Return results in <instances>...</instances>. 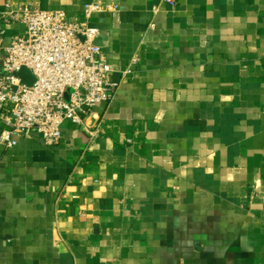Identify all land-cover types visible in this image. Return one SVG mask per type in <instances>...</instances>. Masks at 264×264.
Wrapping results in <instances>:
<instances>
[{"label": "crops", "instance_id": "1", "mask_svg": "<svg viewBox=\"0 0 264 264\" xmlns=\"http://www.w3.org/2000/svg\"><path fill=\"white\" fill-rule=\"evenodd\" d=\"M91 1L0 11L84 22ZM103 1L89 24L117 93L94 137L66 122L55 145H0V264H264V0Z\"/></svg>", "mask_w": 264, "mask_h": 264}, {"label": "built area", "instance_id": "2", "mask_svg": "<svg viewBox=\"0 0 264 264\" xmlns=\"http://www.w3.org/2000/svg\"><path fill=\"white\" fill-rule=\"evenodd\" d=\"M7 6L0 11V119L5 124L0 145L13 147L17 136L34 132L47 145H55L66 122L89 129L91 137L99 134L105 118L96 108L114 99L120 82L108 78L114 66L95 43L101 31L89 19L118 5L93 0L85 5L84 22L70 19L64 10ZM11 23H22L25 30L3 47L2 37ZM23 67L34 75L32 85L18 75ZM87 118L94 120L92 126Z\"/></svg>", "mask_w": 264, "mask_h": 264}, {"label": "water", "instance_id": "3", "mask_svg": "<svg viewBox=\"0 0 264 264\" xmlns=\"http://www.w3.org/2000/svg\"><path fill=\"white\" fill-rule=\"evenodd\" d=\"M95 43L98 44L99 41L96 39ZM18 75L23 79V81L25 83H27L28 85H32L33 82L35 81V77L32 74V72L27 69L26 67H23L20 72L18 73Z\"/></svg>", "mask_w": 264, "mask_h": 264}, {"label": "rangeland", "instance_id": "4", "mask_svg": "<svg viewBox=\"0 0 264 264\" xmlns=\"http://www.w3.org/2000/svg\"><path fill=\"white\" fill-rule=\"evenodd\" d=\"M65 98H66V99L69 98V92L66 93Z\"/></svg>", "mask_w": 264, "mask_h": 264}]
</instances>
